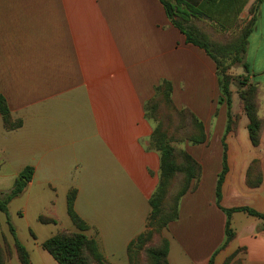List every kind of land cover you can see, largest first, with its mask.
Returning <instances> with one entry per match:
<instances>
[{"label":"crops","instance_id":"obj_1","mask_svg":"<svg viewBox=\"0 0 264 264\" xmlns=\"http://www.w3.org/2000/svg\"><path fill=\"white\" fill-rule=\"evenodd\" d=\"M244 61L264 92V0ZM163 81L171 84L175 106L189 109L208 137L206 147L191 152L202 179L169 226L168 264H208L212 257L223 264L239 248L243 264H264L261 223L246 213L232 215L235 237L220 249L226 217L216 206L215 184L227 107L218 104L214 63L185 43L159 0H0V95L22 124L7 131L0 116V185L10 178L13 186L32 168L21 194L40 188L48 196L46 217L55 222L65 219L66 195L75 189L74 210L90 227L86 236L110 264H126V247L144 232L158 183L159 155L147 148L153 126L144 104ZM230 91L235 114L238 98ZM247 125L242 118L225 136L220 206L264 214V133L253 146ZM255 159L261 183L251 188L246 177ZM66 221L59 232H77ZM41 243L25 247L31 264H52Z\"/></svg>","mask_w":264,"mask_h":264},{"label":"trees","instance_id":"obj_2","mask_svg":"<svg viewBox=\"0 0 264 264\" xmlns=\"http://www.w3.org/2000/svg\"><path fill=\"white\" fill-rule=\"evenodd\" d=\"M159 2L171 25L184 36L185 43L204 51L214 63L220 90L218 104H225L227 107L226 127L221 141L222 165L215 184V203L226 217L224 242L220 249L225 248L235 237V233L231 228V217L237 212H243L251 217L259 219L262 222L261 231L263 232L264 237V214L245 206L229 209H224L220 206L222 185L228 171L225 136L232 130L233 122L230 91L232 78L228 74V69L230 65H241L245 73L249 72L248 64L244 61V55L248 46V38L255 29L259 8L263 3V0H159ZM246 4L249 5V10H252L253 8V15L248 20L246 26L240 30L239 36L235 42L231 44L213 43L202 31L193 25V22H191L192 19H208L220 25V30L224 31L227 25L222 21L239 12L241 8L246 6ZM232 55L233 58L231 63L225 65V60L227 61ZM247 82L248 76L239 81V85L245 87V90L240 92V99L242 100L243 110L249 121L247 129L251 144L257 146L262 136V122L257 116L254 99L255 89L253 86L248 85ZM160 101H164V103L173 110V113L178 119L183 120L186 116L189 118L193 133L187 135L186 140L188 142L193 145H200L206 141V133L203 123L189 109L185 108L179 110L174 105L172 100V87L168 81L161 82V84L155 88L153 97L144 104V115L146 119L149 120L150 118H153L157 121L155 118V112L160 106ZM0 116L2 118L3 126L7 131L18 129L22 125L20 120H13L11 118L6 100L1 95ZM148 149L157 152L159 155V180L148 201L150 213L147 218L146 226H150L151 222L157 221L159 227L163 228L167 224L178 219V202L190 189H194L192 183L199 180L201 167L187 152L182 150L176 151L170 145L169 136L163 130L160 121H157V125L152 130ZM32 173V168H25L20 173L12 189L8 193L0 192V212L8 216V203L24 191L27 183L31 179ZM178 174H181L182 176L180 189L173 198L172 204L167 208L165 200L170 185ZM246 183L251 188L257 187L261 183L259 162L253 161L249 166ZM76 194L77 192L75 189H72L67 193L66 209L67 215L77 232H59L43 241L40 244V247L46 251L57 264H105L104 256L99 249L97 241L89 238L85 234L90 227L74 210ZM38 221L42 224L56 223L55 220L44 218L42 216L38 218ZM8 225L18 260L21 264H31L27 249L17 239L15 230L9 222ZM148 235L149 232L144 231L134 238L126 247L127 256L141 248ZM168 249L169 245L165 240L158 248L148 249L147 256L149 257V264H168ZM239 250L245 251L244 248H240ZM2 256L3 253L0 249V260H2ZM233 257H230L225 264H230ZM0 264H3V262L1 261ZM208 264H213V257Z\"/></svg>","mask_w":264,"mask_h":264},{"label":"rangeland","instance_id":"obj_3","mask_svg":"<svg viewBox=\"0 0 264 264\" xmlns=\"http://www.w3.org/2000/svg\"><path fill=\"white\" fill-rule=\"evenodd\" d=\"M249 8H250L249 5L246 4V6L241 8L239 12H237L231 17L229 16V18L227 19H224L222 22H224L225 25H227L224 31L220 30L221 29L220 25L208 19H199V20L190 19V20L191 22H193V25L196 26V28H198L200 31H202L213 43L231 44L235 42V40L239 36L240 30L246 26V24L248 23V20L253 15V8L252 10H249ZM232 58H233V55L230 56L229 59H227V61L225 60V65L230 64L232 61ZM228 74L232 78L230 87L232 88V90L234 91V93L236 94L238 98V109H239L238 113H235V114L232 113L233 122H232V130L230 132H236L238 130L239 124L242 118L247 119L245 112L243 110L242 100L240 99V92L245 90L244 89L245 87H241L239 85V81L243 80V78H246L248 76L247 84L250 86H253L255 89L254 99L256 103L257 116L262 122V134H263L264 133V92L261 86L255 80V78L252 76L253 73H252L251 68L249 67V72L245 73L241 65H230L228 69ZM231 95H232V92H231ZM159 104L160 106L157 108L155 112V118L157 119V121L161 122L163 126V130L169 136L170 145L176 151L182 150V151L187 152L190 156H192V153H191L192 151L197 152L201 148L206 147V145L208 144L207 143L208 137H207V130L205 126L204 128H205V133H206V141L200 145H193L186 140L187 135H190L193 133V128L190 125L189 118L186 116L183 120H180L175 116V114L173 113V110L164 103V101H160ZM176 108L179 110L185 109V108H178V107ZM149 120L151 121L152 126L154 128L157 125V121H155L153 118H150ZM248 124H249V121H248ZM148 145H149V142H148ZM226 152H227V149H226ZM192 158L196 160V162L200 165L201 175L197 182L192 183V187L194 189H190L186 194L190 192L191 193L195 192L198 189L201 179H202V165L200 161H198V159H196L194 156H192ZM253 161H257L260 164V161L257 159ZM2 171H3V174H6V175L9 174V172L5 169H3ZM158 180H159V176H158ZM10 181H11L10 178L1 179V185H0L1 191L0 192L8 193L12 189L13 186H11ZM181 181H182L181 174H178L175 177V179H173L170 185V188H169L168 195L165 200V205L167 208L172 204L173 198L179 191ZM47 198L48 196L46 194H41L40 188H36V187L29 188L23 194H20L18 197L12 199L8 203L7 205L8 216L0 212V249H1V252L3 253L2 260H0V262L2 261L3 264H21L20 261L18 260L15 248L13 246V238L9 232L8 222L14 228L17 239L26 248H29V249H33L34 245L37 242H43L44 240L55 235L62 228L65 227V222H67L66 220H68L67 215H64L65 219L60 218L59 220H56V223L54 224H42L41 222L38 221V218L40 217V215H43L42 217L44 218H48L46 217V213L44 212L45 211L44 208L48 206V203L46 202ZM181 199L178 202V217H179V206H180ZM171 223L167 224L163 228L159 227V224L157 221L151 222L150 226L147 225L144 231L149 232L148 237L146 238L141 248L130 253V255L128 256L126 254V259H127L126 264H149V257L147 256L148 249L158 248L159 246L162 245V242L164 240L167 241L168 245L170 246L169 242H170L171 236L169 232V226ZM260 223L261 225H260L259 231L261 235L263 236V232L261 231L262 222L260 221ZM91 239H95V238H91ZM239 249L236 250L232 255L228 256L224 260L223 264H225L227 260L233 256L234 257L232 258V261L230 264L238 263V262L240 264H243V260H244L243 255L245 254V251L239 250ZM168 252H169V249H168ZM120 256L119 257L121 258V260H123L124 259L123 254H121ZM104 259H105V264H110L108 260H106L105 257ZM51 260H52V264H57L53 261V259ZM121 260L117 258L115 261L120 262ZM167 262H168V255H167Z\"/></svg>","mask_w":264,"mask_h":264}]
</instances>
